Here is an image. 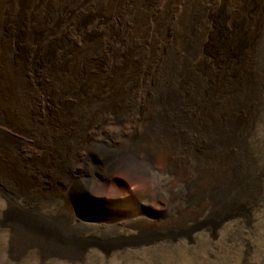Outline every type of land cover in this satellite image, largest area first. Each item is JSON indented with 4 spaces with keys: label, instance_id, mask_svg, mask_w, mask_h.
Returning <instances> with one entry per match:
<instances>
[{
    "label": "bare ground",
    "instance_id": "1",
    "mask_svg": "<svg viewBox=\"0 0 264 264\" xmlns=\"http://www.w3.org/2000/svg\"><path fill=\"white\" fill-rule=\"evenodd\" d=\"M133 1L45 0L34 12L24 8L25 0L19 1L32 19L24 24L33 33L28 39L35 43L36 53L31 57L20 46L14 54L18 69L33 87L31 98L42 109L56 102L70 117L73 103L82 95L86 100L72 117L74 128L69 120L54 130L35 122L38 107L26 115L0 108L1 187L30 204L29 192L17 193L10 184L27 189L34 173L41 177L76 163L86 188L70 183L64 195H56L59 198L49 211L57 213L67 209V197L78 200L90 195L96 200L98 185L115 170L129 178L153 170L148 160L160 152L168 160L166 169L184 184L188 205L229 210L252 197L258 182L234 164L243 145L241 135L248 134L254 120L263 79L247 38L252 33L249 9L255 2L143 0L140 6ZM260 3L262 8L263 0ZM225 6L230 14H225L224 26L212 28L213 11ZM145 8L152 10L150 15ZM96 10L105 14L78 27L82 15ZM143 15L148 21L133 40L134 27ZM37 28L59 32L44 39ZM221 56L224 62L219 66ZM91 68L101 69L107 77L89 81L86 73ZM86 129L84 136L98 148L88 147L83 149L85 155L76 156L74 139ZM41 144L51 157L40 151L42 161L33 166L32 149ZM24 170L30 173L25 175ZM112 194L118 198L122 193L116 188ZM225 212L220 220L232 215ZM183 220L180 216L163 222ZM10 235L16 250L28 245L50 254L71 250L55 228L45 230L27 221L18 222Z\"/></svg>",
    "mask_w": 264,
    "mask_h": 264
},
{
    "label": "rangeland",
    "instance_id": "2",
    "mask_svg": "<svg viewBox=\"0 0 264 264\" xmlns=\"http://www.w3.org/2000/svg\"><path fill=\"white\" fill-rule=\"evenodd\" d=\"M19 1L0 0V108L6 110V106L9 107L8 113L21 111L23 113L20 114L26 115L34 112L38 103L31 98L33 87L18 69L19 60L14 53H18L17 47L21 46L32 57L36 49L35 43L28 39V35L33 33L24 24L25 20L31 22L32 19L25 9H21ZM43 1L25 0L24 8H31L34 12ZM261 1L254 0V9H249L252 33L247 38L255 66L263 79L257 92L254 120L248 134L241 135L243 145L237 150L234 163L242 174L256 177L258 182L252 197L241 199L229 210L211 211L208 205L191 207L186 201L184 184L166 169L168 160L159 152L148 160L153 170L131 178L115 170L98 185L96 200L90 195L78 200L67 197L68 206L64 212H50L49 208L59 198L56 195H64L70 183L86 188L80 167L71 162L69 169L55 171L57 174L51 172L40 177L32 173L35 183L27 189L18 183L10 184L17 193L28 191L30 204L12 196L0 184V264H264V0L262 8ZM133 2L143 6V0ZM151 12L145 8V14L150 15ZM103 13L96 10L82 15L78 27H86L89 22L101 18ZM225 14H230L226 6L222 11H213L212 28L222 29ZM147 21L148 16L139 18L131 36L133 40L140 36ZM37 30L42 32L43 38L57 36L59 32L43 28ZM63 38L60 36L62 41ZM28 55L27 59H34ZM220 61L219 66L224 62L222 56ZM41 69H37L39 74ZM86 76L91 82L107 77L96 68L88 70ZM82 100H86L83 95L73 103L71 117L56 102H48L49 109L39 106L35 122L54 130L60 123L70 120V126L74 128L72 117L80 106L85 105H80ZM6 111L4 113L7 114ZM88 129L74 139L76 156L85 155L86 150L83 149L93 147L92 150L96 151L98 148L84 136ZM117 142L115 139L114 143ZM38 147L32 149L33 166L42 161L38 158L41 157L40 151H46L45 158L51 157L45 145ZM24 173L28 175L30 171L24 170ZM116 188L122 193L118 198L112 194ZM224 212L232 215L220 220ZM180 216H184L180 223L167 225L163 222L165 218L177 219ZM20 221L45 230L55 228L60 239L71 247L70 252L50 254L49 250L46 252L35 245L14 249L9 242L10 231Z\"/></svg>",
    "mask_w": 264,
    "mask_h": 264
},
{
    "label": "clouds",
    "instance_id": "3",
    "mask_svg": "<svg viewBox=\"0 0 264 264\" xmlns=\"http://www.w3.org/2000/svg\"><path fill=\"white\" fill-rule=\"evenodd\" d=\"M109 191H111V190H109Z\"/></svg>",
    "mask_w": 264,
    "mask_h": 264
}]
</instances>
